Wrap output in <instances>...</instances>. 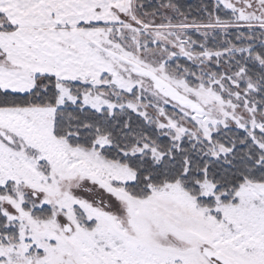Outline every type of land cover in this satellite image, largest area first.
I'll list each match as a JSON object with an SVG mask.
<instances>
[{"label":"snow or ice","instance_id":"obj_1","mask_svg":"<svg viewBox=\"0 0 264 264\" xmlns=\"http://www.w3.org/2000/svg\"><path fill=\"white\" fill-rule=\"evenodd\" d=\"M0 264H264V0H0Z\"/></svg>","mask_w":264,"mask_h":264},{"label":"trees","instance_id":"obj_2","mask_svg":"<svg viewBox=\"0 0 264 264\" xmlns=\"http://www.w3.org/2000/svg\"><path fill=\"white\" fill-rule=\"evenodd\" d=\"M186 2L195 5L198 2V0H186Z\"/></svg>","mask_w":264,"mask_h":264}]
</instances>
